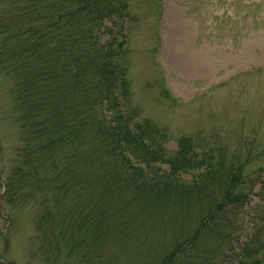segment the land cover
<instances>
[{
	"label": "trees",
	"instance_id": "16d2710c",
	"mask_svg": "<svg viewBox=\"0 0 264 264\" xmlns=\"http://www.w3.org/2000/svg\"><path fill=\"white\" fill-rule=\"evenodd\" d=\"M7 1L0 54L17 80L26 141L15 193L36 209L43 253L51 258L64 248L80 256L77 264H218L222 244L231 249L238 239L229 214L247 199L244 163L230 150L195 146L191 136L169 150L163 129L135 118L124 34L129 0ZM258 170L261 204L238 264L263 261L264 167Z\"/></svg>",
	"mask_w": 264,
	"mask_h": 264
},
{
	"label": "rangeland",
	"instance_id": "374dc122",
	"mask_svg": "<svg viewBox=\"0 0 264 264\" xmlns=\"http://www.w3.org/2000/svg\"><path fill=\"white\" fill-rule=\"evenodd\" d=\"M129 3L131 20L125 19L124 34L135 118L163 129L169 150L177 148L180 137L191 136L195 146L230 150L238 156L235 162L244 163L247 199L239 214H229L238 239H232L231 249L223 243L217 260L238 264L240 243L251 232L253 213L261 204L257 176L264 167V0ZM9 9V2L0 0V22ZM2 36L0 31V41ZM2 56L0 180L8 184L0 213V264H77L80 256L69 257L64 248L55 249L51 258L43 253L32 216L36 209L15 193L18 148L26 141L18 120L17 80ZM257 256L264 264V249Z\"/></svg>",
	"mask_w": 264,
	"mask_h": 264
}]
</instances>
